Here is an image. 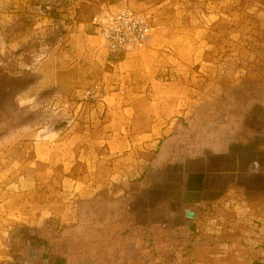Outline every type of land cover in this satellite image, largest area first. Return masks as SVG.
<instances>
[{
	"label": "rangeland",
	"instance_id": "rangeland-1",
	"mask_svg": "<svg viewBox=\"0 0 264 264\" xmlns=\"http://www.w3.org/2000/svg\"><path fill=\"white\" fill-rule=\"evenodd\" d=\"M122 8L154 33L114 58L91 20ZM252 112L264 0H0V264H263L264 205H186L151 167Z\"/></svg>",
	"mask_w": 264,
	"mask_h": 264
},
{
	"label": "crops",
	"instance_id": "crops-1",
	"mask_svg": "<svg viewBox=\"0 0 264 264\" xmlns=\"http://www.w3.org/2000/svg\"><path fill=\"white\" fill-rule=\"evenodd\" d=\"M253 116L252 112L246 119L247 129L240 128L250 135L248 141L210 138L182 157L178 150L168 149V142L151 165L153 173H168L179 183L177 193L186 205L229 201L233 194L264 205V127H253L258 120Z\"/></svg>",
	"mask_w": 264,
	"mask_h": 264
},
{
	"label": "built area",
	"instance_id": "built-area-1",
	"mask_svg": "<svg viewBox=\"0 0 264 264\" xmlns=\"http://www.w3.org/2000/svg\"><path fill=\"white\" fill-rule=\"evenodd\" d=\"M91 26L102 47L114 58L144 49L154 33L146 16L127 8L101 13L93 17ZM84 98L102 101L105 98L103 87L100 84L91 86L84 92Z\"/></svg>",
	"mask_w": 264,
	"mask_h": 264
}]
</instances>
